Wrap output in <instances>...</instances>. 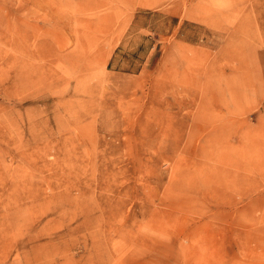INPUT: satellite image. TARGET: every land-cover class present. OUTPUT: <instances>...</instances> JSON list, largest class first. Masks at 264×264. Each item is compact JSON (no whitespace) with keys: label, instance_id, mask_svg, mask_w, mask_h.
Returning a JSON list of instances; mask_svg holds the SVG:
<instances>
[{"label":"rangeland","instance_id":"374dc122","mask_svg":"<svg viewBox=\"0 0 264 264\" xmlns=\"http://www.w3.org/2000/svg\"><path fill=\"white\" fill-rule=\"evenodd\" d=\"M0 264H264V0H0Z\"/></svg>","mask_w":264,"mask_h":264},{"label":"bare ground","instance_id":"6f19581e","mask_svg":"<svg viewBox=\"0 0 264 264\" xmlns=\"http://www.w3.org/2000/svg\"><path fill=\"white\" fill-rule=\"evenodd\" d=\"M33 39V38H32Z\"/></svg>","mask_w":264,"mask_h":264}]
</instances>
